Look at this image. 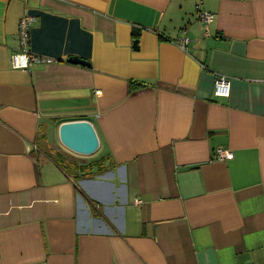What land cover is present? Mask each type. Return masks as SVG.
Returning <instances> with one entry per match:
<instances>
[{"label": "crops", "instance_id": "obj_1", "mask_svg": "<svg viewBox=\"0 0 264 264\" xmlns=\"http://www.w3.org/2000/svg\"><path fill=\"white\" fill-rule=\"evenodd\" d=\"M0 264H264V0H0Z\"/></svg>", "mask_w": 264, "mask_h": 264}, {"label": "built area", "instance_id": "obj_2", "mask_svg": "<svg viewBox=\"0 0 264 264\" xmlns=\"http://www.w3.org/2000/svg\"><path fill=\"white\" fill-rule=\"evenodd\" d=\"M198 15V18L205 26V35H209V24L214 21V13L206 10H199ZM33 20L34 18L32 16L26 15L22 17L19 22L18 36L20 40V50L11 57L13 68L27 70L33 63L50 61L33 55L29 49L30 31ZM189 42L190 38L185 36L182 41V47H185ZM214 91L217 96L228 97L231 93L230 78L225 74L217 73L214 82ZM97 92H100V90H97ZM233 157V151L227 148H217L214 156L216 160L232 159Z\"/></svg>", "mask_w": 264, "mask_h": 264}, {"label": "water", "instance_id": "obj_3", "mask_svg": "<svg viewBox=\"0 0 264 264\" xmlns=\"http://www.w3.org/2000/svg\"><path fill=\"white\" fill-rule=\"evenodd\" d=\"M78 63H86L79 58H71ZM61 144L68 150L83 156H91L100 146L98 133L88 119H74L62 122L59 128Z\"/></svg>", "mask_w": 264, "mask_h": 264}, {"label": "trees", "instance_id": "obj_4", "mask_svg": "<svg viewBox=\"0 0 264 264\" xmlns=\"http://www.w3.org/2000/svg\"><path fill=\"white\" fill-rule=\"evenodd\" d=\"M135 85H137V84L132 81L130 87L134 88Z\"/></svg>", "mask_w": 264, "mask_h": 264}]
</instances>
